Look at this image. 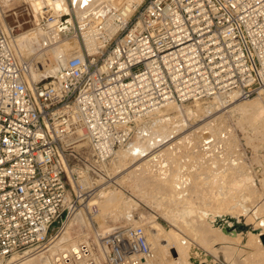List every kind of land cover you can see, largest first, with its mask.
<instances>
[{
	"label": "built area",
	"instance_id": "built-area-1",
	"mask_svg": "<svg viewBox=\"0 0 264 264\" xmlns=\"http://www.w3.org/2000/svg\"><path fill=\"white\" fill-rule=\"evenodd\" d=\"M65 35L80 48L35 82L0 20V261L41 251L73 199L98 195L83 174L101 176L168 102L264 96V0H124L103 16L73 15ZM100 240L104 264H159L142 227ZM63 260L98 264L85 243Z\"/></svg>",
	"mask_w": 264,
	"mask_h": 264
},
{
	"label": "bare ground",
	"instance_id": "bare-ground-1",
	"mask_svg": "<svg viewBox=\"0 0 264 264\" xmlns=\"http://www.w3.org/2000/svg\"><path fill=\"white\" fill-rule=\"evenodd\" d=\"M5 1L9 3L11 0ZM25 1L28 2L25 6L27 11H23L26 16L32 17V20L26 23H31L32 28L18 33L17 36L14 34L12 44L20 61L30 63V78L35 82L56 77L60 70L59 62L65 65L70 55L74 56L80 48L75 38L76 43H69V38L65 35L73 25V15L79 21L96 18L124 3V0H72V6H69L68 0ZM11 5L6 7L10 9ZM47 12H51L55 20L48 23L45 29L35 27L32 23L37 22L38 17L45 16ZM50 52L56 55L55 65L43 59L44 55H50ZM35 61H38L37 64H43L38 66ZM220 98L225 99L227 103L231 99L228 106L232 107L225 114L217 115L222 106ZM247 100L249 101L239 99L237 94H233L216 97L209 107H204L203 101L196 103L194 107L188 106L189 103L168 102L148 119L141 121L137 140L128 147L115 151L112 158L115 171H112L118 172V175L115 174L116 180L112 179L113 182L110 181L111 177L109 180L106 178V182L102 184H116L130 173L129 177L134 178L137 183L135 190L139 191L143 198L154 201V208L168 220L170 226L158 220H149L143 214L137 219L130 205H136L135 201L130 202L123 198L120 205L119 191L117 193L102 187L100 200H94L97 195L88 202L83 201V209L80 212L78 209L73 210L71 218L51 239L48 249L46 246L30 255L14 256L8 264H58L57 257L61 258V264H66L63 256L74 253L81 243L88 245L91 257L98 264H104L100 240L103 233L100 230L107 229L111 220L113 223L121 218L132 227H148L147 239L154 254V261L159 264H213L219 257L227 264H264V246L260 239V235L264 233V218L258 217L264 212H261L264 208L249 206L257 197L255 180H252L254 177L246 170L243 160L225 157L228 148L226 145L229 149L231 147L227 141L230 135H233L228 116L237 117V122L240 123L238 125L241 126L248 122L255 131H259L258 124L264 128V96L259 95ZM227 113L230 115L227 116ZM201 116L204 118L203 124L174 140V135L185 128L187 119L196 120ZM106 164H101L100 168L107 171ZM132 167L133 170L124 175V172ZM82 184L91 185L90 177L86 176ZM242 186L245 187L241 189ZM244 202H249L247 206L251 209L250 213L244 209ZM90 211L92 215H89ZM241 213L246 217L253 214L255 220L259 218L253 229L247 233L246 242L242 234H227L220 227V223L233 225L232 223L240 221ZM94 214L97 216L94 217ZM108 216L112 217L108 220ZM96 219L99 220V229L95 228ZM73 226L84 228L85 233L80 238H72L69 229ZM203 247L207 248L211 255L206 254ZM212 257L215 258L211 259Z\"/></svg>",
	"mask_w": 264,
	"mask_h": 264
},
{
	"label": "rangeland",
	"instance_id": "rangeland-1",
	"mask_svg": "<svg viewBox=\"0 0 264 264\" xmlns=\"http://www.w3.org/2000/svg\"><path fill=\"white\" fill-rule=\"evenodd\" d=\"M7 1H10V0H7ZM12 1V0H11ZM6 2L5 0H0V11H1V15H0V20L1 22L3 23V27L5 28V30H7L8 32L11 33V37L15 34L16 36L18 35V33H23L29 29L32 28L31 26V23H26L28 22L29 20H32V17L30 18V16L28 17V15L26 16V12L27 11V8H25V6L28 5V2L27 1H19V0H13L12 2ZM19 1V2H18ZM121 2V1H120ZM7 3V4H6ZM18 3V4H17ZM4 4V5H3ZM6 4V5H5ZM8 4H12L14 5V7L12 8V5L9 6L11 7V11L8 7ZM23 6H20L22 5ZM7 6V7H6ZM6 7V8H4ZM13 9V10H12ZM15 9V10H14ZM25 10V11H23ZM4 11V12H3ZM10 11V12H9ZM20 12V13H19ZM13 13H17V17L13 15ZM54 13V12H53ZM3 14V15H2ZM23 14V15H22ZM55 14V13H54ZM49 15H52V13H48L47 16ZM56 15V14H55ZM44 16V15H43ZM41 16V17H43ZM47 16L45 15V18H47ZM54 16V15H52ZM57 16V15H56ZM40 16L38 17V21L37 22H33L32 24L35 25V27H40V28H43L45 29L46 26H44V23L45 22V19L41 18ZM30 18V19H29ZM38 25H36V24ZM5 24V25H4ZM29 26V27H28ZM8 27V29H7ZM12 27L15 28L14 30V33L12 34ZM18 31V32H17ZM16 32V33H15ZM64 37V36H63ZM69 38V40H67L69 43H73L75 42L74 39H70L71 37L70 36H67ZM14 39V36L12 37ZM66 38V37H64ZM76 43V42H75ZM74 44V43H73ZM47 54V53H46ZM44 55L43 59L45 60V62L49 63V64H56L57 61H56V55L54 56L51 52H50V55L47 54V55ZM70 58H71V55H70ZM69 58V59H70ZM38 61H35V63L37 64ZM68 62V61H67ZM45 63V65L47 64ZM43 63H40V64H37L38 66L42 65ZM67 64V63H66ZM65 65H62V63L59 62V67L60 69H63ZM36 65V66H37ZM48 65V64H47ZM38 70H41V68ZM41 72V71H40ZM46 80V79H45ZM47 80H51L50 78H48ZM42 81V80H40ZM214 99L212 100H207V101H196V102H191L189 104H187L188 106H192L194 107L196 103L198 102H202L203 103V106L204 107H209L210 103L213 101ZM221 102H222V106H220L219 110L217 111V115L219 114H225L226 112H228V110L232 107V106H228L229 105V102L231 101V99L228 100V103L226 102L225 99H222L220 98ZM253 100V99H252ZM246 101H249V100H246ZM179 107H184V106H179ZM215 115V116H217ZM227 116L230 115V113H227L226 114ZM260 116V117H259ZM258 118L260 119L261 118V115H259ZM228 120H229V124H231V127H232V136L230 135V138L227 142H229L228 144L231 146L230 149H229V146L226 145V148L227 149V152H226V155L228 156H225L226 159L228 158H231V159H240L242 162H243V165H245L246 167V170L248 171V173L253 176L254 178H252V180L254 179L255 180V185L254 186V189L257 191L256 192V196L254 199H253V202L252 203H249V202H244V205L246 206V210H248V213H250L251 209L249 208L250 207H259V208H264L263 204H264V128H262V125L261 124H258L257 126L259 127V131H255L252 129V127L250 126L251 124H249L248 122H245L243 123V125H238L240 124L237 119V117H233L231 118L230 116H228ZM203 116L197 118L196 120L195 119H187V122L185 124V128L181 131V132H178L177 134L174 135L175 139L176 140L177 138H180L182 136H184L185 134L187 133H190L191 131H193L194 129H196L198 126H200L201 124H203ZM263 120V119H261ZM260 120V121H261ZM142 123V122H140ZM138 123V126L136 128V135H135V138L132 142H134L135 140H137L136 137H138V134H139V127L142 125ZM246 124V125H245ZM247 126V127H246ZM261 127V128H260ZM138 132V133H137ZM235 136V138H234ZM231 139V140H230ZM234 139V140H233ZM235 141V143H234ZM237 141V142H236ZM232 144V145H231ZM234 144V145H233ZM234 147V148H233ZM213 148L216 149V146H214ZM233 148V150L231 149ZM236 148V149H235ZM232 150V151H231ZM237 150V151H236ZM229 151V152H228ZM234 152V153H233ZM236 154V156H235ZM84 155L87 156L90 160V162L94 163L95 161V158H93L92 156V151L91 150H88L86 149L84 151ZM112 162V163H111ZM109 163V164H108ZM113 159H110L108 162H107V166H106V169H103L102 171V174L101 176H96L95 174H83V176H89L90 177V180L92 182V184H94V186H98L99 187V193H98V196L94 199V200H100L99 198V194L101 193L102 191V187H107V189L109 190H114L118 193L119 191V195L121 196L120 197V201H119V204L121 203L122 204V200L121 199H126L127 201H135L137 204L133 205L131 204L130 202V208H131V211L133 212V214L135 215V217L137 219H139L141 216L140 215H144L147 217V219L149 220H158L159 222H161L162 224L164 225H168L170 226L169 222L167 219H165V217L159 213L158 210H156V208H154V201L152 199H145L143 198L139 191H136L135 190V186H137V183L134 182V178L132 179L131 177H129L130 173L132 170H133V167L130 168L129 170L125 171L124 172V175L129 173L128 176H126L124 178V180H121L120 182L118 181L116 184L115 183H111L110 185L109 184H105L103 185L102 182H106V178L111 182H113V180H116L114 179V177L116 178L115 174L118 175V172H114L115 171L113 168H114V165H113ZM221 165H222V162H221ZM224 166V165H223ZM113 170V171H112ZM107 172V173H106ZM109 173V174H108ZM110 173H111V176H110ZM110 176V177H109ZM123 176V174H122ZM103 177L105 178L104 180H101V178L103 179ZM118 177V176H117ZM113 179V180H112ZM252 180H248V182H251ZM122 182V183H121ZM121 183V184H120ZM136 184V185H135ZM108 185V186H107ZM119 185V186H118ZM133 187V188H132ZM245 186H242L241 189H243ZM118 189V190H117ZM127 189V190H126ZM123 190V191H122ZM137 193H139L138 195L140 196H137ZM127 195V196H126ZM133 198V199H132ZM142 198V199H141ZM123 199V200H124ZM149 200V201H147ZM88 202V201H87ZM259 202V203H258ZM83 202H77L76 199H73V204L75 205V209H78V211L80 212L81 209H83V205H82ZM128 203V204H129ZM152 203V205H151ZM249 203V206H247ZM120 204V205H121ZM251 204V205H250ZM99 205L97 204V207ZM261 208V209H262ZM98 209L100 210V208L98 207ZM264 211L261 210V212ZM99 212V211H98ZM83 213L85 214V211H83ZM264 212L260 213L261 215H258V217H261V218H264ZM98 214V213H97ZM97 214H94V217L97 216ZM72 212H68L67 210L59 217V219L55 222V224L52 226L51 230L49 231V234H48V239H47V242H46V249H48L51 245V239H53V237L55 235L58 234V232L62 229V227L64 226L65 222L71 218L72 216ZM87 216V215H86ZM110 216V215H109ZM107 217L108 220L112 217ZM119 217H122V215H119ZM239 219L240 221L238 222H235V223H238L239 225L241 226H245L243 229H240L238 227H234V224L235 223H232L233 225H229V224H224L223 223H220V227H222L224 229V231L227 233V234H230V233H233L234 235H238V234H242V238L244 239V241L246 242L247 241V233L249 231H251L254 227V223L257 221V218L255 220L253 214L250 216V217H246L244 216L242 213L239 215ZM101 219V218H99ZM97 220V219H96ZM94 220V223H95V228L96 229H99V220ZM253 220V221H252ZM113 220H111V222L109 224V226H111L109 228L108 226V230L105 228L104 230H100L103 235H106V234H109L112 230L114 229H118V228H121V229H124V228H129V227H132L129 223H127L125 220H123L121 218V220L117 221L115 220L113 223H112ZM125 221V222H124ZM233 221V220H231ZM115 222H119V223H115ZM121 222V223H120ZM227 223V222H226ZM117 224V225H116ZM125 225V226H124ZM127 225V226H126ZM137 227H142V226H137ZM226 227V228H225ZM78 228V229H77ZM147 228L148 227H143V229L145 230V232L147 233ZM83 232H81V231ZM105 231V232H104ZM107 231V232H106ZM85 233L84 232V228L82 229V227H79V226H73L72 228L69 229V234L72 238L74 239H77V238H80L81 235ZM84 242V241H83ZM45 249V250H46ZM203 249H205L206 251V254H209L211 255L210 251H207L208 249L203 247ZM14 256H25V255H14ZM10 257L8 258L7 260H4V261H0V263L2 264H8L9 261L14 257ZM215 258V257H214ZM213 257L211 259H214ZM213 264H227L224 259L222 257H219L217 258V260H215V262Z\"/></svg>",
	"mask_w": 264,
	"mask_h": 264
},
{
	"label": "water",
	"instance_id": "water-1",
	"mask_svg": "<svg viewBox=\"0 0 264 264\" xmlns=\"http://www.w3.org/2000/svg\"><path fill=\"white\" fill-rule=\"evenodd\" d=\"M61 70V69H60ZM60 70H59V72H60ZM233 222H234V220H233ZM235 223V222H234ZM246 226V225H245ZM245 226H241V225H239L238 223H235L234 224V227H238V228H240V229H243ZM260 239H261V241H262V244H263V246H264V233H262L261 235H260Z\"/></svg>",
	"mask_w": 264,
	"mask_h": 264
}]
</instances>
